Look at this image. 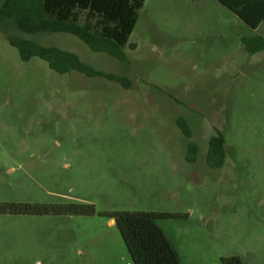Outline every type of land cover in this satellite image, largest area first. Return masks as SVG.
Wrapping results in <instances>:
<instances>
[{
    "label": "rangeland",
    "instance_id": "1",
    "mask_svg": "<svg viewBox=\"0 0 264 264\" xmlns=\"http://www.w3.org/2000/svg\"><path fill=\"white\" fill-rule=\"evenodd\" d=\"M257 34L264 26L250 28L219 0H148L125 63L71 34L0 24V205L96 209L0 214V264H136L108 216L119 212L178 215L156 223L181 264H264V51L251 55L243 42ZM10 35L75 53L130 85L24 62ZM217 131L227 157L212 168Z\"/></svg>",
    "mask_w": 264,
    "mask_h": 264
},
{
    "label": "trees",
    "instance_id": "2",
    "mask_svg": "<svg viewBox=\"0 0 264 264\" xmlns=\"http://www.w3.org/2000/svg\"><path fill=\"white\" fill-rule=\"evenodd\" d=\"M250 28L257 30L264 22V0H219ZM147 0H1L0 24L14 21L23 35L43 33H65L79 38L95 53L107 54L119 61L129 63L126 52ZM22 61L32 58L46 61L50 68L60 74L77 71L89 77H101L128 87L130 80L118 75L104 73L84 63L75 53L56 47H45L20 36H8ZM249 54L264 51V37L244 38ZM131 49L135 44L130 45ZM178 124L187 138L192 130L184 119ZM190 159H195L198 146H189ZM227 157L226 140L217 131L209 142L208 162L212 168L224 165ZM0 214L33 216H94L96 209L90 204L40 205L3 204ZM115 220L121 231L129 253L136 264H181L170 240L157 225L158 219L177 217L164 213L119 212L108 215ZM223 264H244L238 256L222 260Z\"/></svg>",
    "mask_w": 264,
    "mask_h": 264
},
{
    "label": "crops",
    "instance_id": "3",
    "mask_svg": "<svg viewBox=\"0 0 264 264\" xmlns=\"http://www.w3.org/2000/svg\"><path fill=\"white\" fill-rule=\"evenodd\" d=\"M147 1H148V0H147ZM229 9H230V8H229ZM233 13H234V12H233ZM234 14H235V13H234ZM235 15H236V14H235ZM263 26H264V22L262 23V25H261L257 30H258V31H259V30L262 31ZM257 35L264 37L263 34H257ZM259 53H260V52H259ZM111 223L114 224V223H115V220L112 219Z\"/></svg>",
    "mask_w": 264,
    "mask_h": 264
}]
</instances>
